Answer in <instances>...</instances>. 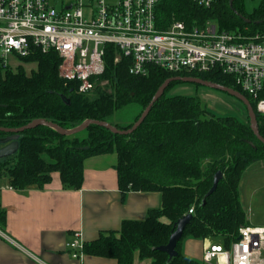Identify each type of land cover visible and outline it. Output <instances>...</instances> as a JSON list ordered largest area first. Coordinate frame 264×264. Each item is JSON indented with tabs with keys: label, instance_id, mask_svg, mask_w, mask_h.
<instances>
[{
	"label": "trees",
	"instance_id": "trees-1",
	"mask_svg": "<svg viewBox=\"0 0 264 264\" xmlns=\"http://www.w3.org/2000/svg\"><path fill=\"white\" fill-rule=\"evenodd\" d=\"M243 1L213 0L202 7L194 0H159L156 25L165 29L180 20L190 27L213 20L221 30L264 31V0L250 12ZM27 60L37 61V69L29 75L23 70L0 71V127L15 128L35 119L65 129L86 119L109 122L115 110L133 103L140 107L136 121L166 79L193 76L241 92L253 107L257 131L264 138V115L256 111V99L218 68L173 73L150 65L145 75H133L126 58L114 62V47L109 46L104 70L95 77L96 82L107 80L108 85L97 84L88 95L76 91V81L58 76L56 52L35 51ZM179 83L184 82L170 81L141 123L127 134L94 123L70 135L46 124L18 132L16 152L0 159V176L7 175L11 187L20 189L43 186L57 171L64 188L77 189L87 157L115 153L119 189L123 193L158 191L161 205L149 210L143 220H123L118 230L100 232L97 239L84 243V252L114 258L117 264H132L135 252L141 259L149 258V264H202L181 253V241L189 236L228 244L240 226L249 225L241 207L239 182L251 163L264 159V144L250 126L247 113L245 120L232 113L214 114L196 95L169 94ZM62 95L69 98L68 104ZM132 124L114 126L127 129ZM8 134L0 131V136ZM217 170L222 178L205 197ZM191 207V218L176 242L177 255L168 260L167 253L155 247L168 241L173 224ZM4 221L0 208L1 229Z\"/></svg>",
	"mask_w": 264,
	"mask_h": 264
},
{
	"label": "built area",
	"instance_id": "built-area-1",
	"mask_svg": "<svg viewBox=\"0 0 264 264\" xmlns=\"http://www.w3.org/2000/svg\"><path fill=\"white\" fill-rule=\"evenodd\" d=\"M158 1L0 0V71L18 69L10 57L36 64L25 58L54 51L58 76L88 94L113 46L114 62L126 58L133 75H145L150 65L173 73L218 68L256 99V111L264 115V31L221 30L210 21L187 27L180 20L160 29ZM194 1L208 7L213 0ZM83 247L79 232L66 243L73 258H82ZM201 263L264 264V225L240 226L228 244L209 241Z\"/></svg>",
	"mask_w": 264,
	"mask_h": 264
},
{
	"label": "crops",
	"instance_id": "crops-1",
	"mask_svg": "<svg viewBox=\"0 0 264 264\" xmlns=\"http://www.w3.org/2000/svg\"><path fill=\"white\" fill-rule=\"evenodd\" d=\"M10 60L12 63L15 59ZM17 67H22L19 61ZM115 164V153L87 157L77 189L64 188L57 171L43 186L20 189L11 187L7 175H1L0 208L5 221L0 228V264H117L114 258L85 252L81 259L73 258L66 249L75 232L81 234L84 243L91 242L100 232L118 230L123 220H143L149 210L160 207L158 191L123 193ZM242 208L250 223L251 208ZM209 241L214 242L211 238L185 237L180 251L201 262L203 246ZM150 261L135 252L132 264Z\"/></svg>",
	"mask_w": 264,
	"mask_h": 264
},
{
	"label": "rangeland",
	"instance_id": "rangeland-1",
	"mask_svg": "<svg viewBox=\"0 0 264 264\" xmlns=\"http://www.w3.org/2000/svg\"><path fill=\"white\" fill-rule=\"evenodd\" d=\"M243 3L246 10L250 12L257 6L259 0H244ZM210 22L214 23L213 20ZM12 64L18 66V59L13 60ZM20 65L22 67L16 70L13 69L12 72L17 73L18 70H23L25 74L29 75L37 69V63L22 61ZM1 73L3 74V72ZM97 84L107 86L108 81L95 82V87ZM168 92L169 94L196 95L201 103H204L205 108L211 110L214 114L232 113L245 120L247 111L243 103L225 92L192 83L176 84ZM92 93L93 90L88 95ZM139 112L140 107L134 103L123 106L113 112L109 123L120 126L128 125L134 122ZM239 198L241 207L251 208L249 225H264V159L251 163L243 172L239 182ZM212 240L221 242L217 239Z\"/></svg>",
	"mask_w": 264,
	"mask_h": 264
},
{
	"label": "water",
	"instance_id": "water-1",
	"mask_svg": "<svg viewBox=\"0 0 264 264\" xmlns=\"http://www.w3.org/2000/svg\"><path fill=\"white\" fill-rule=\"evenodd\" d=\"M232 0H230L231 3ZM170 81H181L184 83H192V84H199L208 88L216 89L222 92L227 93L230 96L235 97L238 99L243 105L245 106L247 110V115L249 117L250 121V126L252 127L255 135L257 138L264 144V138L258 133L257 128H256V120H255V113L254 109L251 106L249 100L239 91L234 90L232 88L220 85L218 83L208 81V80H203L197 77L193 76H173L171 78L166 79L157 89L153 97L151 98L150 102L148 105L144 108V110L140 113L139 117L137 118L136 121L133 122V124L127 128V129H118L111 123L107 121H102V120H95V119H86L84 120L81 124L73 127V128H62L56 123L47 121L45 119H35L32 120L31 122L15 127V128H9V127H0V131L10 133L8 135L0 136V159L6 158L8 156H11L14 154L18 148V132L23 131L24 129L31 128L37 124H46L61 134H74L78 131H81L85 127H87L90 123L98 124L101 126H104L106 128H109L112 132L114 133H121V134H127L132 132L144 119L145 115L148 113L150 107L152 106L153 102L159 97V95L162 93L164 87L170 82ZM62 100L68 104L69 103V98L66 96L62 95L61 96ZM2 106V104H0ZM222 178V172L220 170H217L214 175H213V180H212V185L209 188V190L206 192L205 197L211 194L217 186V183L219 179ZM191 218V214L187 213L181 216L176 220V222L173 224V230L169 235L168 241L160 246L155 247V249H158L160 251H163L167 253L168 255V260H170L173 256L177 255V250L175 249L176 242L179 240V238L182 236L183 229L185 225L189 222Z\"/></svg>",
	"mask_w": 264,
	"mask_h": 264
}]
</instances>
